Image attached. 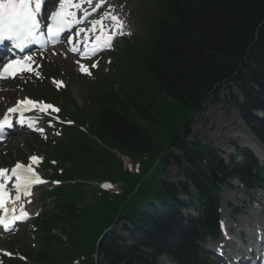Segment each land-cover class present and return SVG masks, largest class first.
Listing matches in <instances>:
<instances>
[{
  "label": "trees",
  "instance_id": "trees-1",
  "mask_svg": "<svg viewBox=\"0 0 264 264\" xmlns=\"http://www.w3.org/2000/svg\"><path fill=\"white\" fill-rule=\"evenodd\" d=\"M148 3L138 56L134 62L127 61L121 94H104L99 100L101 109L90 123V131L104 147L77 131L54 144L62 169L54 178L78 183L48 193L56 200L51 202V211L36 220L39 243L29 254L34 264H70L74 260L79 264H99L100 260L105 264H144L161 253L178 264H204L195 242L211 234L215 226L201 219L191 222L188 229L177 227L165 213L168 207L155 206L156 201L171 202L165 199L168 194L153 184L147 183L145 191L139 188L145 194L138 200L139 191L133 193L135 178L110 151L138 164L147 160L153 164L159 158L157 165L162 167L165 150L171 142L180 141L189 116L209 96L231 84L244 99L238 105L241 109L262 112V118L245 121L260 133L264 143V0ZM186 159L192 167L187 175L194 185L203 193L210 192L211 205L206 209L210 214L215 211L210 189L214 196L215 172L224 178L237 176L244 182H256L246 164L220 170L202 151ZM208 172L213 176L206 178ZM99 180L125 183L123 193L110 196L84 189L82 182ZM190 198L197 201L192 194ZM115 218H125L136 246L141 244L154 253L144 255L137 248L119 247L108 236L98 242ZM52 230L63 235L65 242ZM167 232L173 235L169 241L161 237Z\"/></svg>",
  "mask_w": 264,
  "mask_h": 264
},
{
  "label": "rangeland",
  "instance_id": "rangeland-1",
  "mask_svg": "<svg viewBox=\"0 0 264 264\" xmlns=\"http://www.w3.org/2000/svg\"><path fill=\"white\" fill-rule=\"evenodd\" d=\"M128 4H130V2ZM127 22L128 19L126 20V24ZM134 22L135 20L132 21V23ZM132 27L134 31L135 26ZM36 61L40 64V68H39V72H40L42 61L40 59L37 60V58ZM55 62H57L55 64L58 66L60 74L61 75L66 74L68 75L69 78L71 77L74 68L79 69L80 65H84L88 69H91V65L89 63L77 65V63H75L73 59L68 56L64 61L58 59L55 60ZM115 66L116 64H114V67ZM93 69L95 70L96 68ZM114 70H116L115 73L118 74L119 67H115ZM79 72L83 74V72H81L80 69ZM80 73L79 75H81ZM31 77L41 78L39 74L35 73L30 76L26 75L25 77L18 79L16 83L14 82L11 85L10 84L1 85L0 108L8 105L15 98L22 97L24 95L32 96V97L35 96L34 98L40 96L47 97L50 91V86L47 85L49 81L47 83H43L39 87H34L35 85H37L36 79L32 80L33 81L32 83L31 81H29ZM85 80L90 81V79L88 78H86ZM112 83L116 84V80L113 79ZM90 90H91L90 85L88 84L87 87L86 81L83 82V79L79 78L69 82L66 92L67 95L73 100V103L78 108H82L83 105L85 106V104L83 103L84 97L86 94L89 93ZM50 94H53L52 91H50ZM242 98L243 97L240 95L238 90L234 87H232L230 90L228 89L221 91L217 96V99L213 100L212 102L211 101L206 102L201 108V111L195 112V118L193 119L192 124L189 126L190 127L188 131L189 141L193 142L195 141L196 138L198 141L197 143L201 148L213 154L218 161L222 162V165H220L219 168H223L224 166H226V164L229 163L230 159L233 158L232 156L233 151L235 150L239 151V149L237 148L239 146H242V148L244 147L246 150L249 149L257 157L259 156L257 150H261L260 146L257 145L259 142L258 139L246 127L244 121L241 118V112L236 106L237 103H239L238 101H241ZM45 99L47 100V98ZM72 112L73 110L69 111V113ZM251 115L255 116L256 114L254 113ZM49 127L52 128L50 125ZM232 137L235 139L234 141L235 143H233L231 139L229 141V138ZM205 143L208 147L205 146ZM232 143L237 144L238 146L237 145H236L237 147L232 146ZM210 147L213 148L210 149ZM218 149L220 150L219 152L217 151ZM32 151L40 152V149L38 148V143L33 142L30 136H25L22 134L14 135L11 137L7 145L0 148V165L8 166L10 165L13 159L14 161L25 160L26 157L32 153ZM174 157L179 162H181L183 159L181 157V153L176 151V149H173V158ZM48 158L50 157L48 156ZM173 158L170 157L168 159V164L165 168V172L166 170L170 169V176L167 177V181L173 183L176 187H178L179 184H182V186H186V187L188 186L187 190L193 191V187L190 185L191 183L185 179V177L181 173L180 167L176 162H174ZM238 161H239L238 159L234 158L232 162L236 163ZM42 174L45 177L49 178V176L45 172H43ZM47 182L48 183L44 188L36 192V196L34 198L35 200L33 199L34 203H33L32 211L35 210L38 211L40 209L41 204H39L40 201L39 193L49 188L50 182L49 181ZM98 184L99 183L90 184L91 186L90 189L95 188ZM252 193H254L256 196H254L253 199L249 202L247 209L254 211V213L258 216L257 219H254L253 225L252 223L251 224L249 223L252 216L238 215L234 218L235 220H233V218H230L233 220V225L235 230L241 229L246 233L245 235L246 237H244L246 241H250L248 234L252 235L254 228H256V226H261V222H260L261 217L259 218V214H261L264 219V206H261L259 202H257L258 196L259 197L263 196L264 198V189H262L261 191L255 190L254 192H251V194ZM245 194H249V193L244 191L242 188H240L236 182H231L230 184H226V185H219L218 209L220 208V213H221L220 217L222 216L223 218L228 219L229 218L228 212L231 207L233 206L240 207L242 203L248 200ZM233 196H235V199L233 198ZM180 197L186 198L184 194L180 195ZM225 198L228 200V207L224 201ZM243 206L247 207V203H245V205ZM24 230L25 229L19 232V234L16 237H10L6 241L0 240V251L5 250L10 252L12 255L13 254L21 255L24 252H26L28 248L30 249L33 244L32 236L31 234H28ZM232 234L234 236L233 232ZM206 247H208V245H206ZM0 256H2L1 252H0ZM154 264H171V263L168 262L165 258L159 257L154 260Z\"/></svg>",
  "mask_w": 264,
  "mask_h": 264
},
{
  "label": "snow or ice",
  "instance_id": "snow-or-ice-1",
  "mask_svg": "<svg viewBox=\"0 0 264 264\" xmlns=\"http://www.w3.org/2000/svg\"><path fill=\"white\" fill-rule=\"evenodd\" d=\"M51 2V0H49ZM91 2V0H89ZM34 4V8L31 5ZM99 7V5H97ZM41 0H0V41L10 40L14 41V46L17 48H23L27 42H30L32 39L36 38V34L41 30V24L45 21L37 20V16L40 14ZM80 4H73L72 0H60L59 10L55 11L51 15V23L47 24V35L50 38H57L62 32H65L66 29L71 28L74 24L81 23L80 20L76 19V14L70 9H78ZM107 18V17H105ZM113 24L117 27L114 31L117 34H122L123 23L117 16L113 15L110 17ZM102 24V20H95L92 23V30L95 31L96 27ZM85 29L81 28L77 35L80 32H84ZM102 41V42H101ZM69 43H72V40L69 39ZM111 46V38L102 39L98 38V42L95 47L90 50V55H95L98 51H101L107 47ZM72 52H76L75 47L69 49ZM25 61L31 59V57H25ZM97 65L92 64L91 67L95 68ZM22 68L25 71H30V69L25 68L24 65L19 60H15L11 63L4 65V72H8L9 69L13 68ZM80 71L91 75V72L84 65H80ZM58 85L62 82H57ZM25 105L33 104V101L25 99L23 101ZM47 109H52V111L58 112L59 109L53 108L52 105H41V111H46ZM10 113H16L18 108L13 107L8 110ZM5 122H7V116H5ZM21 124L24 123L23 120L20 121ZM31 127V123L28 125ZM31 160L35 162L37 157H31ZM12 177L15 178V201L21 199V190H23V195H30L29 188L32 184L44 183L36 174L32 171L30 167L22 166L20 163L15 164L14 168L11 169ZM0 178H3V181L6 183L9 180L7 175V170H0ZM5 183H0V209H5V204L8 202L5 197L7 193L4 192ZM12 212L15 213V208L12 209ZM28 214L21 211L19 215L12 216V222L19 219L26 218ZM0 225H3L4 230L10 228V223L8 222L7 215L5 217H0ZM6 255H11L6 253Z\"/></svg>",
  "mask_w": 264,
  "mask_h": 264
},
{
  "label": "bare ground",
  "instance_id": "bare-ground-1",
  "mask_svg": "<svg viewBox=\"0 0 264 264\" xmlns=\"http://www.w3.org/2000/svg\"><path fill=\"white\" fill-rule=\"evenodd\" d=\"M102 2H103V0H102ZM101 18H98V20H100ZM104 19H106L105 17H104ZM91 22H93V21H91ZM230 139L233 141V143H235L234 141H235V139L232 137V138H229V141H230ZM234 139V140H233ZM232 143V145H237V144H233ZM218 152L220 151V150H217ZM262 155H264V152L263 153H261ZM224 201H225V203H226V205H228V200L225 198L224 199ZM239 212H243V210H239ZM249 214H252V211L251 210H249V211H247ZM246 212V213H247ZM230 245V244H229ZM231 246V245H230ZM238 250V249H237ZM236 250V251H237ZM236 251H233V249H232V251L230 252V251H228V250H226V254H231V256L233 255V256H235L236 254H237V252ZM223 253V252H222Z\"/></svg>",
  "mask_w": 264,
  "mask_h": 264
}]
</instances>
